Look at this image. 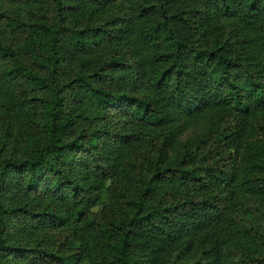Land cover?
<instances>
[{"label": "trees", "instance_id": "16d2710c", "mask_svg": "<svg viewBox=\"0 0 264 264\" xmlns=\"http://www.w3.org/2000/svg\"><path fill=\"white\" fill-rule=\"evenodd\" d=\"M15 1L35 7L33 18L0 12V36L20 42L37 71L0 41V89L30 145L20 157L0 155V264L23 256L77 264L12 239L89 216L97 224L88 229L100 230L99 264H159L178 251L175 264H264V234L239 202L241 193L264 201V163L249 149L245 167L237 164L245 135L264 132V0H77L127 5L112 30L117 19L66 27L62 0ZM64 39L96 56L89 74L68 83ZM210 111L233 118L228 144L202 157L204 145H185L173 165L171 126ZM14 193L57 201L66 218L13 206Z\"/></svg>", "mask_w": 264, "mask_h": 264}, {"label": "rangeland", "instance_id": "374dc122", "mask_svg": "<svg viewBox=\"0 0 264 264\" xmlns=\"http://www.w3.org/2000/svg\"><path fill=\"white\" fill-rule=\"evenodd\" d=\"M62 1L63 6L68 7L65 8L66 10L64 12L66 15L65 26L73 30L88 26H105L113 19L117 20L111 25L110 29H119V21H122L125 17L124 14H127V5L123 2H117L108 8H94L89 4L81 3L77 0ZM34 9L36 8L24 2L0 0V12L12 14L24 21L33 18ZM113 32L115 35L118 34L115 31ZM0 37H2L0 41L9 45L18 58L25 61L29 67L37 71L34 62L18 50L20 42L14 39L12 40V36L7 32L1 33ZM113 47L114 46H109V49L112 50ZM60 48V72L61 81L63 83H68L81 75L89 74V62L91 59L96 58V56L84 55L73 51L66 39L62 41ZM107 48L105 53L108 51ZM138 52L141 54L140 49ZM144 58L145 57L141 55V59L144 60ZM143 95L146 96V94ZM40 96L47 97V94L41 93ZM70 104L71 103L68 105L69 108ZM261 121L262 120H259L258 122ZM233 124V118L228 117L225 112L221 111H210L192 118H180V120H176L171 126L172 136L169 140L168 148L170 162L176 165L180 161L185 145L191 147L192 151L204 145L201 151H194L197 156L202 157L204 155L203 152L207 151V149L225 143L228 144L230 139L225 138H227L226 136ZM29 147L30 145L28 146L21 134L19 119L15 111L10 107L4 92H1L0 89V155L3 159L12 156L20 157ZM239 147L241 154H237V164L241 168L245 167L244 159L248 157L250 152L247 150L249 149H252L251 152L256 154L258 163H264V132L259 127H257L256 130L252 129L250 133L246 134L240 142ZM226 151L231 152L230 148H227ZM237 197L238 193L236 198ZM239 197V202L243 209L241 213L253 222V225L257 226V228L261 230V233L264 234V201L251 200L252 198L245 193H241ZM10 204L13 206H25L32 211L47 212L57 217L66 218L65 206L49 198L38 199L14 193L10 199ZM104 209L105 208H103V210ZM101 210L102 206L94 208L92 212L99 214ZM94 224H97V219L89 216V218L82 223H78L76 220H70L67 224L53 227L50 230H32L26 233H19L17 237L12 240L14 243H18L26 249L40 247L51 253L59 254L61 257H72L74 258L73 261H78L77 264L87 263L84 258L89 260L88 264H99L98 241L100 230L96 228L88 229ZM178 254H181V252H174L161 259L159 258V264H175ZM261 256L264 257V254ZM184 259L182 263H192L195 256H184ZM27 262V258L23 256L11 261L10 264H28ZM254 264L260 263L255 262Z\"/></svg>", "mask_w": 264, "mask_h": 264}]
</instances>
